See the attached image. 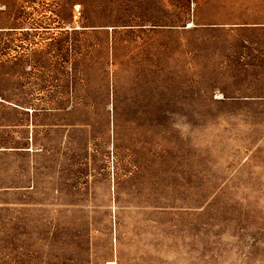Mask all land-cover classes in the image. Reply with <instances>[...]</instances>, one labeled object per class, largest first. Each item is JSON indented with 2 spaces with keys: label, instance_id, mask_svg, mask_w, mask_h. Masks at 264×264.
<instances>
[{
  "label": "rangeland",
  "instance_id": "obj_1",
  "mask_svg": "<svg viewBox=\"0 0 264 264\" xmlns=\"http://www.w3.org/2000/svg\"><path fill=\"white\" fill-rule=\"evenodd\" d=\"M0 98V264H264V0H0Z\"/></svg>",
  "mask_w": 264,
  "mask_h": 264
},
{
  "label": "bare ground",
  "instance_id": "obj_2",
  "mask_svg": "<svg viewBox=\"0 0 264 264\" xmlns=\"http://www.w3.org/2000/svg\"><path fill=\"white\" fill-rule=\"evenodd\" d=\"M189 26H191V24H189ZM108 264H115V262L110 261V262H108Z\"/></svg>",
  "mask_w": 264,
  "mask_h": 264
},
{
  "label": "crops",
  "instance_id": "obj_3",
  "mask_svg": "<svg viewBox=\"0 0 264 264\" xmlns=\"http://www.w3.org/2000/svg\"><path fill=\"white\" fill-rule=\"evenodd\" d=\"M0 100H2V99L0 98Z\"/></svg>",
  "mask_w": 264,
  "mask_h": 264
}]
</instances>
